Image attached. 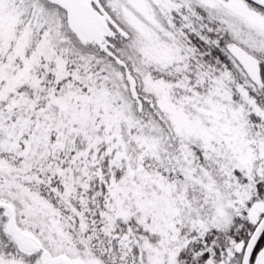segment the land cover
<instances>
[{
    "label": "snow or ice",
    "instance_id": "snow-or-ice-1",
    "mask_svg": "<svg viewBox=\"0 0 264 264\" xmlns=\"http://www.w3.org/2000/svg\"><path fill=\"white\" fill-rule=\"evenodd\" d=\"M0 264H264V0H0Z\"/></svg>",
    "mask_w": 264,
    "mask_h": 264
}]
</instances>
